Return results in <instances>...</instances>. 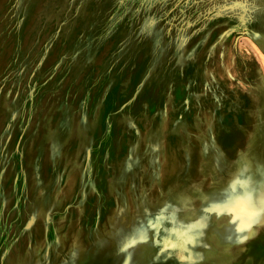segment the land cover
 <instances>
[{
    "label": "rangeland",
    "instance_id": "obj_1",
    "mask_svg": "<svg viewBox=\"0 0 264 264\" xmlns=\"http://www.w3.org/2000/svg\"><path fill=\"white\" fill-rule=\"evenodd\" d=\"M0 264H264V0H0Z\"/></svg>",
    "mask_w": 264,
    "mask_h": 264
},
{
    "label": "snow or ice",
    "instance_id": "obj_2",
    "mask_svg": "<svg viewBox=\"0 0 264 264\" xmlns=\"http://www.w3.org/2000/svg\"><path fill=\"white\" fill-rule=\"evenodd\" d=\"M250 226V225H249ZM246 229H241V231H245Z\"/></svg>",
    "mask_w": 264,
    "mask_h": 264
}]
</instances>
